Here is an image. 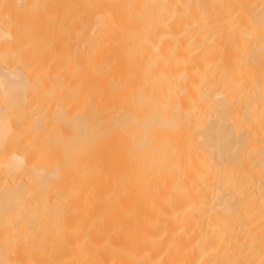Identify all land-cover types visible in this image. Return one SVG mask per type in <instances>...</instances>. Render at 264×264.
I'll list each match as a JSON object with an SVG mask.
<instances>
[{
    "label": "bare ground",
    "instance_id": "6f19581e",
    "mask_svg": "<svg viewBox=\"0 0 264 264\" xmlns=\"http://www.w3.org/2000/svg\"><path fill=\"white\" fill-rule=\"evenodd\" d=\"M0 264H264V0H0Z\"/></svg>",
    "mask_w": 264,
    "mask_h": 264
}]
</instances>
